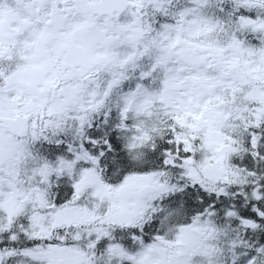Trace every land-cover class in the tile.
<instances>
[{
	"label": "snow or ice",
	"instance_id": "obj_1",
	"mask_svg": "<svg viewBox=\"0 0 264 264\" xmlns=\"http://www.w3.org/2000/svg\"><path fill=\"white\" fill-rule=\"evenodd\" d=\"M0 264H264V0H0Z\"/></svg>",
	"mask_w": 264,
	"mask_h": 264
}]
</instances>
